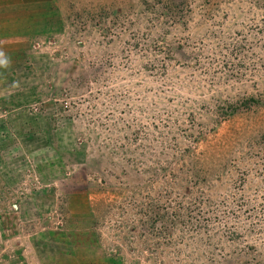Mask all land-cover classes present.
Instances as JSON below:
<instances>
[{"label":"rangeland","instance_id":"rangeland-1","mask_svg":"<svg viewBox=\"0 0 264 264\" xmlns=\"http://www.w3.org/2000/svg\"><path fill=\"white\" fill-rule=\"evenodd\" d=\"M42 15L0 91V160H26L12 188L37 205L30 228L71 236L59 264H264V0ZM48 246H26L33 264Z\"/></svg>","mask_w":264,"mask_h":264},{"label":"crops","instance_id":"crops-1","mask_svg":"<svg viewBox=\"0 0 264 264\" xmlns=\"http://www.w3.org/2000/svg\"><path fill=\"white\" fill-rule=\"evenodd\" d=\"M50 1L0 0V91L2 94L7 89L9 92H12L13 84L19 81L18 78H15L14 82L13 68L24 67L25 55L23 54L24 49L22 47L32 35L43 34L42 30L48 26L42 13ZM43 19L44 21H42ZM48 144L45 143V145ZM25 148H28L27 143L25 144ZM46 148L51 149L53 147ZM21 153H23V149L17 152L18 155H21ZM52 153L53 151L49 152V155L52 156ZM1 158L0 180L5 187L2 188L0 185V245L6 243L11 245H26L28 247V245L47 243L49 245L46 249L47 255L42 253L40 247L37 249V255L34 254L37 257V261H39V264H46V262L48 264H59L63 253L60 249L61 242L65 244L71 243V236L69 235L70 238L61 239L59 232L55 233L53 229L30 228L32 224L29 222L33 217L31 214L37 213V205L33 201H29L28 204V195L24 197V193H21V195L19 193L15 194L12 188L15 178L13 169L25 163L26 160L20 159V156H18L17 158L20 161L15 164V159L13 158H8L7 156ZM9 159L11 160L10 167L7 166ZM21 190L23 191V189ZM84 198L82 195L83 200ZM71 202L72 199L69 205H66L67 210H70ZM26 223L28 227H26ZM26 246L25 248L20 247L21 252L19 254L7 252L4 255L5 258H11L8 264L31 263L33 261L30 257L31 252L27 251ZM33 250L35 251L34 246ZM83 257L85 259L93 258L87 255ZM69 258L73 263L71 253L69 254ZM99 260L102 263V259L99 258ZM103 264L110 263L104 262Z\"/></svg>","mask_w":264,"mask_h":264}]
</instances>
